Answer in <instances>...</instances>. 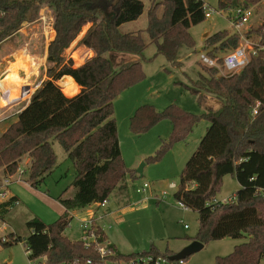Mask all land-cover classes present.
I'll list each match as a JSON object with an SVG mask.
<instances>
[{
    "label": "trees",
    "instance_id": "obj_1",
    "mask_svg": "<svg viewBox=\"0 0 264 264\" xmlns=\"http://www.w3.org/2000/svg\"><path fill=\"white\" fill-rule=\"evenodd\" d=\"M264 0H218L220 10L255 6ZM158 3V2H157ZM163 11L157 5L147 9L144 30L121 32V24L136 20L144 10L143 0H0V42L16 32L24 22H35L39 10L46 6L53 17L54 37L47 46L46 59L51 66L48 79L33 92L14 121L0 133V169L12 175L22 159H28L24 174L36 187L51 172L56 156L52 148L57 141L74 166V193L58 197L63 213L46 224L34 217L27 221L29 234L22 238L13 232L0 245L9 247L24 242L29 260L44 258V264H85L99 261L94 244L86 246L81 239L64 234L72 219L70 211L107 199L115 189H126L122 183L129 171L121 156L117 123L113 116L114 100L128 87L144 78L141 57L149 42L175 65L178 50L193 47L189 29L205 20L203 0H164ZM90 27L80 39L93 55L76 65L65 57L67 49L82 28ZM258 44L264 45V21L254 29ZM214 50L231 51L238 46L236 33L217 31L206 38ZM115 52L137 55L119 60ZM209 53V52H208ZM212 53V52H211ZM213 54V53H212ZM214 58L215 55H210ZM222 62V61H221ZM198 86H185L199 100L211 96L220 101L216 109L201 115L169 104L160 112L152 105L138 106L130 117V128L137 133L160 120H170L168 142L145 162L157 161L174 142L184 139L201 119L210 125L194 152L184 164L173 197L187 209L197 212L198 228L193 240L203 244L224 237L245 239L215 264H261L264 260V49L249 57L238 72L218 74L205 67ZM70 76L79 91L66 96L57 81ZM71 84L73 81L70 79ZM196 83V84H197ZM201 90H203L201 93ZM255 101L260 112L251 116ZM233 175L239 184L234 199L210 203L225 175ZM9 202L0 203L6 212ZM0 212V213H1ZM98 241L104 233L96 228ZM111 258L135 254H161L155 247L147 252L121 254L109 245ZM163 254H169L168 249ZM110 258V256H109Z\"/></svg>",
    "mask_w": 264,
    "mask_h": 264
},
{
    "label": "rangeland",
    "instance_id": "obj_2",
    "mask_svg": "<svg viewBox=\"0 0 264 264\" xmlns=\"http://www.w3.org/2000/svg\"><path fill=\"white\" fill-rule=\"evenodd\" d=\"M203 1L218 9V0ZM143 2V13L136 20L121 24L119 27L121 32L144 30L147 23V9L151 6V3L157 5V13L159 15L163 11L162 3L164 0H143ZM43 7L45 6L41 7L40 13H44L42 12ZM253 11L254 15L243 33L250 38L252 43H258V34L254 29L264 21V1L253 6ZM231 14V9L216 12L210 17L205 18L201 23L192 26L189 29V33L193 38L194 46L190 48L181 47L178 50L175 65L168 61L164 55L157 54L155 45L149 42L148 35L146 32H143V36L148 43L140 61L144 78L137 82L136 86L125 91L122 97L116 98L113 104V116L117 123L121 155L124 156L126 162L129 164L135 163V155L138 150L142 151L146 156H153L163 147V143L168 142L171 132V129L167 127V122H170L167 118L160 120L144 132H134L130 128V119L127 117V108L125 106V102L129 99H133L134 104H139L138 106L150 104L158 112L164 110L169 104H175L195 115H201L209 108H217V105L220 104L218 99L211 96H202L201 100H199L185 86L195 89L198 86L196 81L199 79L200 74H207L204 71L206 66L199 60L200 52H207L209 56L215 55L214 59L217 66L214 68L217 73L227 74L222 69L221 61L222 57L229 51L214 50L213 46L206 42V38L221 30L233 33L229 19ZM45 15L46 22L44 26L40 20L37 22H24L16 32L0 42V79H4L2 85L6 84L14 90L19 87L16 86L19 83V78L16 77L14 79V76L19 75V71H23L27 80V76L31 75L32 71L36 68L32 56L28 55L29 57L22 62L21 69L12 70L13 67H11L9 71L8 67L4 71L6 65L10 66V60L14 59H12L11 55L16 51L33 52L38 57L42 56L41 52L53 34L50 29V16H48L47 9L45 10ZM80 37L81 35H78L75 41L64 50L65 57H71L75 63L84 62L89 54L81 45ZM241 43L242 41L239 38L238 46ZM114 56L119 60H129L132 57H137L135 54L125 52H115ZM35 60L37 65H41L38 62L39 59ZM29 65H32V68L28 69ZM35 73L32 75L33 83L41 80L43 76V81L48 79V76L45 74V68H41V70L37 69V74L35 75ZM25 75H21L23 83L20 84L24 93H26L25 91L29 86L23 80ZM29 81L27 80V82ZM62 82L63 80L59 79L57 84L67 95H73L77 91L63 86ZM202 91L201 93H203ZM5 97L6 94L4 93ZM23 101L25 100L21 101L18 99L11 102L10 100L6 102L1 100V103L16 104L15 107L18 108L24 104ZM10 107L11 105H8L7 108ZM14 118L15 116L13 115L0 119V132L5 125L14 121ZM209 125L210 123L207 120L201 119L184 139L174 142L163 152L159 160L144 162L141 176L136 174L135 178L126 177V196L120 197L123 193L122 190L118 192L115 189L111 192L108 197V206L112 210L125 208V213L118 212V219H114L113 216L106 218L103 229L104 231L106 230L107 236H111L112 243H114L121 254L147 252L150 247H155L160 253H164L166 249H174L184 240H187V237L192 238L195 236L198 228L197 212L184 209L175 200L173 193L178 186L180 173L184 164L196 149L200 138ZM52 148L56 156L55 165L51 172L36 187L30 185L25 174L19 175L17 173L18 169L14 173V176H12V180L18 177L23 179L19 182L13 181L7 187L8 194L17 195L20 202L12 208L7 209L6 212L0 211V218L5 223V228L0 233L9 235L13 232L25 238L30 232L26 226L28 220L36 217L46 224L54 222L59 215L55 212L57 204L53 201V198L57 199L62 193L65 197L72 196L74 192L72 182L75 178L74 170L72 171L73 165L57 141H53ZM140 163L141 161L135 163L134 168L137 169ZM26 166H28V159L24 158L19 163L18 168H25ZM4 177L6 176L3 175L0 169V185ZM144 182H147L150 187L143 193H137L136 188ZM238 188L239 184L235 178L230 175L225 176L214 198L224 201L235 193ZM117 193L119 194V198L116 197ZM92 207H83L85 209L81 210L82 208H80L78 214H71L72 219L69 226L64 230V234L67 237L77 240L83 236L81 221L84 218L83 216L87 214V210ZM101 209L104 208L98 209V214L101 212ZM184 224H187L186 228ZM243 241L229 237L211 240L204 244L199 251L187 256L184 259V264H215L216 256L230 253L235 245ZM103 243V245H106L105 238ZM37 262L44 264V259L40 258L29 261L23 241L9 247L0 245V264H35Z\"/></svg>",
    "mask_w": 264,
    "mask_h": 264
},
{
    "label": "built area",
    "instance_id": "obj_3",
    "mask_svg": "<svg viewBox=\"0 0 264 264\" xmlns=\"http://www.w3.org/2000/svg\"><path fill=\"white\" fill-rule=\"evenodd\" d=\"M203 11L205 18L210 17L213 13L216 12H222L220 9H216L212 6H210L207 3H204L203 5ZM254 15L253 6L250 7H238L236 9L232 10L230 18V24L231 29L233 33H236L240 40L242 41L241 45L237 46L235 49L227 52L222 57V69L227 74L235 73L240 71L249 60V57L251 55H256L259 50L264 49V45H259L258 43H252L250 38L248 36L244 35V30L249 24V21ZM199 60L208 67H215L216 60L209 56L207 52H200L199 53ZM18 100V99H17ZM10 104L4 105V107H8ZM20 110H18L19 112ZM260 112V103L258 101H255V104L252 106L250 115L256 116ZM25 168H18L17 173L19 175L24 174ZM12 175H7L4 177L1 185H0V203L9 202V204L6 206V209L12 208L14 205L18 204V200L11 195L8 194L7 187L10 185L13 181H22L23 179L18 177L15 180H12ZM150 186L147 182H144L141 186L136 188L137 193H143L146 189H148ZM234 195L228 199L227 201H230L234 199ZM223 201V202H227ZM108 200L104 199L100 202H96L97 207H105L107 205ZM210 203H217L215 200H211ZM183 208H186L183 206V204L179 203ZM187 209V208H186ZM184 227H187L186 224H184ZM5 228V223L0 218V231H2ZM81 229L83 236L81 240L84 242L86 246H89L90 244H94L97 252L99 254V261H93L91 259H88L85 261V264H184V259L179 260H170L169 255L164 254H154V253H143V254H135L133 256L127 257V258H111L112 255H114V252L110 250L109 245H103V242H99L97 239L99 237V234L96 232V225H95V219L93 217L84 219L81 221ZM7 235L4 233H0V241H6ZM110 256V258H109ZM35 264H39L38 262Z\"/></svg>",
    "mask_w": 264,
    "mask_h": 264
},
{
    "label": "crops",
    "instance_id": "obj_4",
    "mask_svg": "<svg viewBox=\"0 0 264 264\" xmlns=\"http://www.w3.org/2000/svg\"><path fill=\"white\" fill-rule=\"evenodd\" d=\"M47 9V7L45 6V7H43L42 8V12H44V13H40L39 12V17H38V19L36 20V22L38 21V20H40L42 23H43V26H44V24H45V22H46V15H45V10ZM48 10V9H47ZM48 16H50V23H51V27H50V29L52 30V36H51V38H50V40L47 42V44L45 45V47L43 48V50H42V56H36V54L35 53H33V52H24V51H16L15 53H13L11 56H12V59L13 60H10L11 61V63L12 62H14L15 60H16V56L20 53V54H27V55H30V56H32V58H33V60H34V63H35V65H36V68L32 71V73H31V75H29V76H27V80H30L29 82H27V80H26V75L24 74V72L23 71H19V75H16V76H14V79L16 78V77H18L19 79V84H16V86H21L20 85V83H23L22 81H21V79H22V76L21 75H25V78L23 77V80L26 82V84H28L29 86H28V91H27V93L25 94V95H23L22 96V98L20 99L21 101L22 100H25V101H23L24 102V104L21 106V107H18V108H16L15 106H16V104H10L11 105V107L10 108H7V107H4V105H6V104H8V103H1V100L2 101H4V91H3V89L1 88L2 87V85L0 86V119H4V118H6V117H9V116H15V118H14V120L16 119V116H17V114H18V110H21L22 108H24V106L28 103V101H29V99H30V97H31V95L33 94V92L40 86V84L42 83V81H43V79H44V76L41 78V80H39V81H35V83H33V81H32V75L35 73V75L37 74V69L38 70H41V68H45V74H46V71H47V69H48V67H50L51 66V63H49L48 61H47V59H46V56H47V46H48V44H49V42L53 39V37H54V34H55V32H54V29H53V17H52V13H51V11L50 10H48ZM49 23V24H50ZM86 27L84 28V32L81 34V37L80 38H82V36L86 33V31H87V29L90 27V25L89 24H87V25H85ZM87 26H88V28H87ZM79 38V39H80ZM84 47V46H83ZM88 52H89V54H88V57L85 59V61L88 59V58H90L92 55H93V51L91 50V49H88V48H86V47H84ZM36 56V57H35ZM38 57V58H37ZM35 59H39V64H41V65H37L36 63V60ZM81 63H83V62H80V63H77L76 62V65H79V64H81ZM11 65V64H10ZM15 66V65H14ZM13 65L11 66V67H14ZM30 66V65H29ZM8 67H9V65H6L5 66V69H4V71H6L7 69H8ZM26 69V68H25ZM11 69H9V71H10ZM12 70H15V69H12ZM4 73H6V72H4ZM3 73V74H4ZM3 74H2V76H3ZM17 74V73H16ZM47 75V74H46ZM45 75V76H46ZM2 79L3 78H1L0 79V81H2ZM62 80H63V82H62V85L63 86H65V87H67V88H75L77 91L75 92V93H73V95H75L78 91H79V86H78V84L72 79V77H70V76H64V77H62L61 78ZM60 79V80H61ZM70 79L73 81V83H75V84H71V82H70ZM36 80V79H35ZM59 83V82H58ZM63 83H66L65 85L63 84ZM31 84L33 85L32 87H31ZM137 85V83L136 84H134V85H132V86H130V87H128L127 89H125L123 92H121V94H119V96L117 97V99L118 98H120V97H122V95H123V93L125 92V91H127V90H129L130 88H133L134 86H136ZM69 90V89H68ZM66 96H73L72 94L71 95H67V94H65ZM129 98H132V97H129ZM20 102V101H19ZM133 102V99H129L127 102H125V106H126V108H127V117L130 119V117L133 115V113H134V111H135V109L138 107V105L139 104H134V102ZM19 104V103H18ZM219 105V104H218ZM218 105H217V107H218ZM15 107V108H14ZM14 108V109H13ZM17 109V110H16ZM212 109H216V108H212ZM16 110V111H15ZM116 120V119H115ZM10 124V123H9ZM8 124V125H9ZM8 125H5V127L2 129V131H4V129L8 126ZM167 127H169V129H171L172 128V125H171V123L169 122H167ZM1 131V132H2ZM0 132V133H1ZM119 139V138H118ZM119 145H120V143H119ZM120 151H121V148H120ZM122 154V153H121ZM122 156V158H123V161H124V163H125V166L127 167V169H128V171H129V174H127L126 176H125V178H124V181H123V183H122V186L124 185L125 187H126V177H128V176H130V178H135L136 177V169L134 168V166H135V163H139L140 161L142 162V161H144L145 162V158H147L148 156H146V154H144L142 151H140V150H138L137 151V153H136V159H135V163H133V164H129L128 162H126V159L124 158V156L123 155H121ZM132 163V162H131ZM229 174H227V175H225V176H228ZM224 176V177H225ZM230 176H232L233 177V175H230ZM224 177L222 178V180L224 179ZM234 178V177H233ZM118 192H119V190L120 189H116ZM122 191H123V193L120 195V197H123V196H126L125 194H126V192H125V189H122ZM74 193V192H73ZM235 193H233L230 197H228L226 200H224V201H227L228 199H230L233 195H234ZM73 195V194H72ZM11 196L12 197H14V198H16L17 200H18V203L20 202V200H19V198H18V196L17 195H15V194H11ZM117 198H119V194L117 193V196H116ZM107 200H108V198H107ZM213 200H215V201H217V202H223V201H221V200H217L216 198H214L213 197ZM53 201L57 204L56 206L57 207H55V212L56 213H58V215L60 216L62 213H63V211H64V207L61 205V203L59 202V199L57 198V199H54L53 198ZM120 201V200H119ZM108 202H109V200H108ZM108 202H107V205L105 206V207H97L96 206V204L95 203H92V204H90V205H87V206H85V208H87V207H92L91 209H89V210H87V214H85V216H83L84 218H83V220L84 219H88V218H91V217H93L94 219H95V225H96V228H99L103 233H104V238H105V243H106V245H111V246H113L114 247V249L118 252V253H120L118 250H117V248H116V246L114 245V243H112V241H111V236L110 235H108L107 236V234H106V230L104 231V227H105V221H106V218H108V217H110V216H113L114 217V219H118V217H119V215L117 214L118 212H121V213H125V208H121V210L119 209H115V210H112L109 206H108ZM120 202H122V201H120ZM85 208H82L81 210H83V209H85ZM100 208H104V209H101V212L98 214V209H100ZM79 209L80 208H78V209H73V210H71L70 211V214H78V212H79ZM184 209H186V208H184ZM187 210V209H186ZM54 212V213H55ZM71 215V216H72ZM187 225V224H186ZM186 228V227H185ZM15 232V231H14ZM16 233V232H15ZM82 238V237H81ZM81 238H79V239H81ZM111 238V239H110ZM70 239H73V238H70ZM187 240H184L181 244H179V245H177L174 249L173 248H168V252L170 253V255H173V254H175V253H177V252H179L183 247H185L187 244H189L191 241H193V239L192 238H190V237H187L186 238ZM239 240H245V239H239ZM204 246V245H203ZM26 252V251H25ZM161 254H163V253H161ZM26 255H28L27 254V252H26ZM164 255H169V254H164ZM169 255V256H170ZM28 258V257H27ZM40 259V258H39ZM42 259H44L43 257H42ZM29 261H31V260H29ZM264 262V260L261 262V264H264L263 263Z\"/></svg>",
    "mask_w": 264,
    "mask_h": 264
},
{
    "label": "bare ground",
    "instance_id": "obj_5",
    "mask_svg": "<svg viewBox=\"0 0 264 264\" xmlns=\"http://www.w3.org/2000/svg\"><path fill=\"white\" fill-rule=\"evenodd\" d=\"M86 26H84L83 28H82V30H81V32H80V34L79 35H81L83 32V29L85 28ZM27 57H29L27 54H18L17 56H16V60L14 61V62H12L11 63V65L9 66V69H11V66L13 65H15L12 69H21V67H22V62L24 61V60H26V58ZM33 64V63H32ZM29 68H32V65H30V66H28V69ZM3 81H4V79L2 80V81H0V84L2 85V83H3ZM19 84V83H18ZM21 84V83H20ZM64 85L66 84V83H63ZM3 90H4V93L6 94V97L4 98V101L3 102H6V101H8V100H10V102L11 101H15V100H17V99H21L22 98V96L23 95H25L26 93H27V91H28V89H26V93H24V90H23V88H21V87H18V88H16V89H11V88H9L8 87V85H6V84H4V85H2V87H1ZM69 89H72V90H76L75 88H69Z\"/></svg>",
    "mask_w": 264,
    "mask_h": 264
},
{
    "label": "water",
    "instance_id": "obj_6",
    "mask_svg": "<svg viewBox=\"0 0 264 264\" xmlns=\"http://www.w3.org/2000/svg\"><path fill=\"white\" fill-rule=\"evenodd\" d=\"M136 57H132L131 59H134ZM129 59V60H131ZM144 161H142L139 165V167L136 169V173L139 174L140 176L142 175L143 172V166H144ZM74 170V167L72 166V171ZM203 243L198 241V240H193L189 244H187L185 247H183L179 252L170 255L169 259L170 260H179V259H185L187 256H189L192 253H195L199 251L203 247Z\"/></svg>",
    "mask_w": 264,
    "mask_h": 264
}]
</instances>
